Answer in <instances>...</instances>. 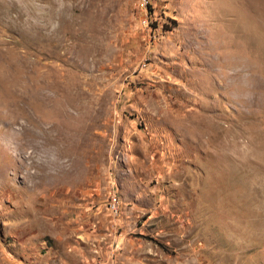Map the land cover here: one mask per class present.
<instances>
[{
	"label": "rangeland",
	"instance_id": "obj_1",
	"mask_svg": "<svg viewBox=\"0 0 264 264\" xmlns=\"http://www.w3.org/2000/svg\"><path fill=\"white\" fill-rule=\"evenodd\" d=\"M0 264H264V0H0Z\"/></svg>",
	"mask_w": 264,
	"mask_h": 264
},
{
	"label": "clouds",
	"instance_id": "obj_2",
	"mask_svg": "<svg viewBox=\"0 0 264 264\" xmlns=\"http://www.w3.org/2000/svg\"><path fill=\"white\" fill-rule=\"evenodd\" d=\"M11 2L21 11H24L26 13L27 6L32 2V0H11ZM27 15L25 16V22H27ZM59 27V24H55L52 27V30L54 31L56 28Z\"/></svg>",
	"mask_w": 264,
	"mask_h": 264
},
{
	"label": "built area",
	"instance_id": "obj_3",
	"mask_svg": "<svg viewBox=\"0 0 264 264\" xmlns=\"http://www.w3.org/2000/svg\"><path fill=\"white\" fill-rule=\"evenodd\" d=\"M116 198H117V197H116ZM116 201L118 202V199H116ZM116 201H115V202H116ZM113 208H115V209L117 208V209H118V204H117V203L115 204V203L113 202Z\"/></svg>",
	"mask_w": 264,
	"mask_h": 264
},
{
	"label": "bare ground",
	"instance_id": "obj_4",
	"mask_svg": "<svg viewBox=\"0 0 264 264\" xmlns=\"http://www.w3.org/2000/svg\"><path fill=\"white\" fill-rule=\"evenodd\" d=\"M94 1V0H93ZM93 4V3H92ZM89 8V7H88ZM86 11V10H85ZM83 12V11H82ZM82 14V13H81Z\"/></svg>",
	"mask_w": 264,
	"mask_h": 264
}]
</instances>
